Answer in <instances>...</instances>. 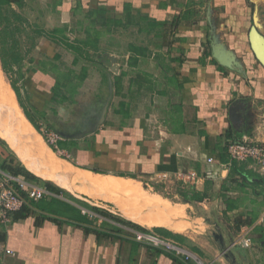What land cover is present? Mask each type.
Masks as SVG:
<instances>
[{"label": "crops", "instance_id": "crops-1", "mask_svg": "<svg viewBox=\"0 0 264 264\" xmlns=\"http://www.w3.org/2000/svg\"><path fill=\"white\" fill-rule=\"evenodd\" d=\"M40 2L54 6L62 25L81 30L101 9L119 26L102 36L103 51H92L93 61L84 63L90 73L84 84H76L74 94L65 91L64 97L63 87L56 85L63 48L40 38L43 65L26 72L24 93L16 84L18 95L11 84L36 136L79 171L123 178L134 188L170 195L186 228L141 224L122 213L112 197L86 192L87 184L70 182L69 187L45 178L22 159L25 149L18 137L19 151L0 135V178L5 165L20 166L50 191L11 213L8 224L0 223V264H199L196 258L204 264H264V173L251 161H231L227 150L235 141L227 136L230 129L239 139L264 141V120L256 117L264 109V66L250 69L236 57L238 66L230 68L208 55L213 31L215 37L219 31L214 9L233 10L237 0ZM158 23L165 25L158 28ZM110 56L117 58L118 73L110 69ZM92 77L93 96L84 109L79 95ZM237 104L241 118L234 123L230 110ZM26 114L42 131L70 136L52 144ZM188 170L202 175L198 183L176 178ZM162 172L167 179L159 177ZM119 200L142 203L133 196ZM145 214L159 213L148 209ZM133 224L176 242L192 258L139 241ZM247 238L250 245L241 244Z\"/></svg>", "mask_w": 264, "mask_h": 264}, {"label": "rangeland", "instance_id": "rangeland-1", "mask_svg": "<svg viewBox=\"0 0 264 264\" xmlns=\"http://www.w3.org/2000/svg\"><path fill=\"white\" fill-rule=\"evenodd\" d=\"M206 12L207 10H205V12L202 13V15L206 16ZM254 14L258 16V22H257L258 25L253 22ZM16 15L19 17H17ZM215 15L217 17L216 23L218 24L219 31H217L218 33L216 37L214 36L216 32L213 31L212 45L214 44L219 45L221 48L225 49L227 52L231 53L232 55H234L235 57L239 58L241 61L246 63V65L249 64L250 69H255V70L258 69L261 63L256 59L251 49L250 40H249V30L253 24H256L259 31L262 32V34L264 35V0H237L235 4V8L233 10H228L225 7H219L217 9L215 8L214 16ZM59 21L60 20L58 17V13H56L54 6L43 4L42 2H40V0H26L24 1L23 6H19L17 4L7 5V6H4L0 10V33L3 38L7 39V43L5 44V47H6L5 49L11 50V46L13 45L14 42H16L17 44L15 45L16 47L15 50H17V52L23 58L19 66H17L16 68L10 67L8 69L9 70L8 72H6L2 68L1 58H0V84L3 85L6 90L10 89V91H13L14 89L11 87V84L15 86L16 84H18L17 86L20 85L19 89L21 90V93H24L22 92L21 74L23 73L25 75L26 72H29L28 70H30L31 68L34 70L35 68H39L41 65H43L42 61L44 59V55L41 53L42 51L38 47L40 38L42 39V37H38L35 29L36 27L41 26L45 29L50 30V29H53L54 27L61 26L62 24H60ZM220 24H225V25L221 26ZM116 37L119 38L120 36H116ZM217 39L221 41L223 40V43L225 45H223L221 41H218ZM116 43L113 42L111 44H116ZM112 48L113 47H111V49ZM63 53L64 54H63L62 59L58 60L59 65H60L59 71L61 73L60 76H61L62 81H64V83L65 82L71 83V86H70L71 90L73 87H75L76 84H79L80 81H81V85H79V87H81L82 84H84V81L87 79L88 75L90 74L88 72V67L86 68L87 70H86V73L84 74L82 64H79L78 66H74V64L72 63L74 54L70 51H67L66 49H63ZM82 75H84V77L83 79L80 80L79 77H81ZM93 78L94 77H92V82L87 84L84 87L83 91H81L83 93H80L79 95L80 101H81L80 104L83 105L81 106L83 108L88 107L86 106L87 105L86 103L88 102V100H91L93 96L92 91L94 89L93 87L94 80H96V78L95 79ZM258 78L259 77L256 76L254 79L257 80L258 82L260 80ZM65 86L63 87V91H64L63 97H64V94H66V92H69L71 94L70 90L67 89L68 86L67 85ZM60 97H61V94H60ZM3 112H0L2 113L0 117V126H1L0 128L3 134H5V136L7 134L8 137L6 139L10 140L13 136H14L13 139L18 137L19 139L18 143H21V146L23 145V148L25 149L24 152L28 153L29 155L28 157L26 154H24V152L21 151L20 152L21 157L22 156L25 158L27 157L26 159L32 162L35 161V163L36 162L41 163L36 146L32 145L31 141L26 136H24L25 138L21 136L23 134L20 131V129H18L20 128L18 123L12 125L9 119H7L3 115ZM3 116H4V119H3ZM256 117L262 118L264 120V109H262L261 113L256 115ZM7 123H9V125ZM85 123L86 122L84 121V124ZM71 128L72 130H74V126L73 127L70 126V129ZM33 129L32 131L35 134L36 130L34 127ZM39 131L45 136L44 134L45 130L42 131L41 129H39ZM8 134H10V136ZM13 139H11L12 140L10 141L11 143L9 142L10 144H13L14 142ZM15 143L13 147H15L16 145ZM15 148H17L19 151L18 145ZM58 156L60 158V155ZM113 187H111L110 189V193H111L110 196L112 195L111 197L115 200L117 204L119 203L120 205L122 204L119 200V197L121 196L123 197L124 195L126 197L133 196V198L140 200L142 203L138 201L132 202L131 200H129L127 202H130V203L125 202L122 206L124 207L128 206L130 210L135 211L136 213L140 215H144L145 217H148V218L158 217V218L166 219V220L167 219L172 220V221L180 220V222H184L182 220V217H183L182 210H180L179 208L177 210V208L173 206L172 202L169 199H167L169 197L171 198V196L168 194L167 195L164 194L165 197L168 196L167 198H164L163 196L161 197L164 198V200L166 201L169 200L168 202L171 205V207H167L168 205L163 206V207H157L151 202L149 203L146 202L139 194L136 195L133 191L129 189L120 190L119 188H113ZM113 192L114 193L116 192V193L114 194ZM152 194H158V193H152ZM173 199L177 200L175 198ZM148 209L150 210L154 209L157 212L159 210L160 211L158 212L159 213L158 215L154 217L153 216L150 217L145 214L147 213ZM188 223H190L191 225V222L188 221Z\"/></svg>", "mask_w": 264, "mask_h": 264}, {"label": "bare ground", "instance_id": "bare-ground-1", "mask_svg": "<svg viewBox=\"0 0 264 264\" xmlns=\"http://www.w3.org/2000/svg\"><path fill=\"white\" fill-rule=\"evenodd\" d=\"M0 110H1L0 112H3L5 110L3 112V115L7 119H9V121L12 123V125L18 123L20 128H18V127L17 128L20 129L22 134H24L30 138L32 145L36 146V149L38 150L37 151L38 155L40 157V160L42 161V163H41L42 165L26 159L27 157L25 158L22 156V159L27 163L29 168H31L33 171H35L39 175H41L45 178H51L60 184H67L69 187H71L70 182L87 184L86 186L89 185V188H87L88 190L85 189L86 192H89L94 197L95 196L96 197L97 196H101V197L105 196L106 198L110 199L112 196V195L110 196V194H111L110 189L112 186H114L113 188H115V187L122 188V189L126 188L129 190L134 189L133 192L136 195L139 194L148 203L151 202L152 204H154L157 207H163L166 205H168L167 207H171V205L168 202L169 200L166 201V200H164V198H162L160 195H157V194H150L144 187H139V189L141 190V192H140L138 188H136V187L134 188L135 185L133 186V184L129 180L127 181L123 178H117V177L114 178L111 176H103V175H97V176L94 175L93 176V174H91V173H87V172L79 171V169L78 170L75 169L71 163H69V162L59 158L58 156H56L54 154V152L52 151V149L48 148L45 143H44L45 144V147H44L43 146L44 144H43L42 140L40 139V137L36 136L33 133V131H32L33 125L26 118L25 114L21 111V109L17 103V99L15 97L14 91H10V89L6 90L5 87L1 84H0ZM1 115H2V113H0V117H1ZM4 116H3V119H4ZM7 124L9 125V123H7ZM4 125H6V124H4ZM0 135L4 136L5 138L8 137L7 134H6V136H5V134H3V132L1 131V128H0ZM8 135L10 136V134H8ZM13 137L11 139H13ZM11 139L10 140L8 139L9 142L12 141ZM13 140H14V142H13V144H11L12 146L14 145V143L16 141L15 139H13ZM15 144H16L15 145V147H16L17 143H15ZM24 156H26V155H24ZM122 205L123 204H121V205L119 204V206L121 207L120 209H122V211H123L122 213H124L127 217H129V218H131V219H133V220H135L141 224H144L147 226L168 225V226L174 227L178 230L180 229V231L182 229L186 228L185 222H180V220L172 221V220H168V219L167 220L161 219L158 217L148 218V217H145L144 215H140V214L136 213L135 211L130 210L128 208V206L124 207ZM154 208H156V207H154ZM178 214H179V212H178ZM178 219H179V217H178ZM186 223H188V221Z\"/></svg>", "mask_w": 264, "mask_h": 264}, {"label": "built area", "instance_id": "built-area-1", "mask_svg": "<svg viewBox=\"0 0 264 264\" xmlns=\"http://www.w3.org/2000/svg\"><path fill=\"white\" fill-rule=\"evenodd\" d=\"M48 141L52 144L57 143L63 137L55 131L44 132ZM228 154L231 161L245 162L251 161L256 164L264 173V141L254 140L248 137L231 141L227 145ZM209 162L214 161L210 157ZM168 173L162 172L159 177L168 178ZM176 178L185 183L195 184L200 181L202 175L196 170L178 172ZM50 194V191L38 182L30 181L23 175L5 171L0 178V223L8 224L11 220V213L20 210L27 202L37 201ZM136 237L139 241L167 250L185 259L192 258L191 254L176 242L158 235L152 230H137ZM241 244L249 246L250 239H245ZM7 253L16 255V252L7 248ZM199 264H204L202 260L196 258Z\"/></svg>", "mask_w": 264, "mask_h": 264}, {"label": "trees", "instance_id": "trees-1", "mask_svg": "<svg viewBox=\"0 0 264 264\" xmlns=\"http://www.w3.org/2000/svg\"><path fill=\"white\" fill-rule=\"evenodd\" d=\"M25 0H0V10L7 5L17 4L19 6H23ZM17 16V15H16ZM19 17V16H17ZM165 23H158L157 27L164 26ZM118 24H114L110 20H108V14L105 10H97L96 13L92 14L91 17L87 20V24L82 29H77L76 26H70L68 24H63L61 26L54 27L53 29H45L41 26L36 27V33L38 37H46L52 41L58 43L63 49L70 51L74 54V64H82L83 65V73H86V65L84 63H90L93 61L92 51L102 52L105 45L102 41V36L107 33H112L118 29ZM156 27H152L151 30H154ZM114 30V31H113ZM71 35H74L72 37ZM0 33V58L3 69L8 72L9 68H16L21 64L22 56L15 50L16 42L11 46V50L5 49V44L7 43V39L3 38ZM5 39V40H4ZM212 54V49L210 48L208 55ZM216 60V59H215ZM217 61V60H216ZM20 70V69H19ZM24 77V74H21V78ZM84 75L79 77V79H83ZM57 87L61 90L65 85L68 86V90L74 94L76 92V87H73L71 90V83L65 82L63 83L60 78H58ZM81 85V81L78 86ZM16 93L19 95V90L13 85ZM66 87V86H65ZM30 119L29 115L26 114ZM31 120V119H30ZM32 121V120H31ZM33 123V121H32ZM35 125V123H33ZM36 126V125H35ZM37 127V126H36ZM39 129V127H37ZM227 136L232 140H238L236 136L234 137L232 129H230L227 133ZM53 147V146H52ZM55 150L56 148L53 147ZM6 171H10L14 174L23 175L26 179L30 181L40 182L39 178L32 176V173L27 169H23L20 166H14L11 164H7L4 166ZM30 177V178H29ZM48 187H51L50 183H47ZM184 196L189 197V194L186 192ZM96 211L103 213L109 217L115 218L111 213L103 211L98 207H94ZM120 221L129 223L123 219L117 218ZM136 229L147 231L144 227H141L137 224H133Z\"/></svg>", "mask_w": 264, "mask_h": 264}, {"label": "water", "instance_id": "water-1", "mask_svg": "<svg viewBox=\"0 0 264 264\" xmlns=\"http://www.w3.org/2000/svg\"><path fill=\"white\" fill-rule=\"evenodd\" d=\"M253 22L257 24L258 16L256 14L253 15ZM256 24H253L249 30V40L251 49L256 57V59L264 66V35L259 31ZM212 54L213 57L222 65L230 68H236L238 66V60L234 55L227 52L225 49L221 48L219 45H212ZM110 60L113 62L110 65V69L114 73L119 72V65L117 64V58L115 56H110ZM110 91L112 92V82L110 81ZM108 110V104L105 105L103 110V115ZM240 105L237 104L233 106L230 110L231 118L234 123H239L241 118L240 113ZM62 137H68L70 135L60 132Z\"/></svg>", "mask_w": 264, "mask_h": 264}]
</instances>
